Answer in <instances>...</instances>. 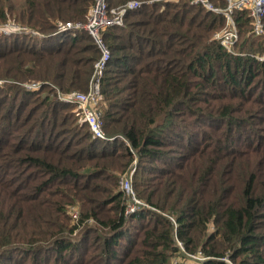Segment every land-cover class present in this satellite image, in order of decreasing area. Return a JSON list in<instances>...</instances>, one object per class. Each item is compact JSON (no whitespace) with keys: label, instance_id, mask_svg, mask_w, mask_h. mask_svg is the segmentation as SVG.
Instances as JSON below:
<instances>
[{"label":"trees","instance_id":"trees-1","mask_svg":"<svg viewBox=\"0 0 264 264\" xmlns=\"http://www.w3.org/2000/svg\"><path fill=\"white\" fill-rule=\"evenodd\" d=\"M138 1L101 32V139L58 99L86 92L99 59L86 31L57 32L93 0H0V22L38 34L0 35V264H264V31L235 10L229 53L222 15ZM132 167L153 210L127 212Z\"/></svg>","mask_w":264,"mask_h":264},{"label":"built area","instance_id":"built-area-1","mask_svg":"<svg viewBox=\"0 0 264 264\" xmlns=\"http://www.w3.org/2000/svg\"><path fill=\"white\" fill-rule=\"evenodd\" d=\"M190 3L200 5L205 10L211 11L215 14H220L225 18V26L221 30L216 31L213 37L221 45V47L229 53H233V46L238 39V31L233 19V13L235 10L248 9L252 18L251 24L253 34L255 36L263 34L264 0H226V6L223 8L214 5L210 0H190ZM141 4L142 2L138 0H129L117 8L108 10L106 0H93L92 5L87 11V20L84 23L67 22L57 29L58 33L71 31L72 35H75V33L79 30L86 31L92 37L100 51L99 59L93 66V73L89 81L87 91H76L67 95H58L59 101L68 104H75L77 109L80 111L81 116L87 122L90 131L97 138H103L100 114L97 111V104L100 96V81L103 76L106 63L110 58V51L102 41L101 32L103 29L108 27L123 26V18L126 12L138 8ZM21 34L38 36L36 32L24 25L13 22H0V35L12 36ZM256 57L259 61H264L263 56ZM1 83L2 82L0 81V84ZM39 86L40 84L38 82L24 85L27 89H36ZM120 184L122 191H126L131 197H134V194H132L129 189L130 184L127 178H122ZM133 209L134 206L128 207L127 212L132 213ZM72 216L73 218H76V212L72 213ZM192 257L197 259L196 257L198 256ZM198 260L202 259L199 258ZM224 261L225 263L230 264L227 258H225Z\"/></svg>","mask_w":264,"mask_h":264},{"label":"rangeland","instance_id":"rangeland-1","mask_svg":"<svg viewBox=\"0 0 264 264\" xmlns=\"http://www.w3.org/2000/svg\"><path fill=\"white\" fill-rule=\"evenodd\" d=\"M124 19V18H123ZM4 22H9V21H4ZM13 23H16V22H13ZM17 24H19V23H17ZM20 25H22V24H20ZM123 25H124V21H123ZM25 26V25H24ZM27 27V26H26ZM29 28V27H28ZM261 56H263L264 57V55H261ZM1 82H2V80H0ZM2 84V83H1ZM99 98H100V96H99ZM98 103H99V101H98ZM70 105H74L75 106V104H73V103H69ZM76 107V106H75ZM97 107H98V104H97ZM97 111L99 112V110L97 109ZM133 168V170H134V167H132ZM132 173H133V171L127 176V175H124L123 176V178H127L128 180H129V189H130V191L132 192V194H134V197L132 196H130V194L129 193H127L126 191H123V193H124V196H127L126 198H127V201L129 202V205H128V207H133L134 206V209H133V212L134 211H136V210H138V209H142V208H149V209H151L150 208V206H148L146 203H144V202H141V201H137V199H136V196H135V193H134V189H133V187H132V182H131V175H132ZM122 179V178H121ZM121 181V180H120ZM119 189L120 190H122V188H121V184H120V182H119ZM138 203V204H137ZM137 204V205H136ZM151 210H153V209H151ZM74 212H76V216H78V214H77V210L76 209H74L73 210V213ZM132 212V211H131ZM73 217V216H72ZM180 245V244H179ZM195 260V258L194 257H191V258H187L186 260ZM177 261H180V258L179 257H176V258H173L172 259V264H175ZM230 264H233L231 261H228ZM227 264V263H226Z\"/></svg>","mask_w":264,"mask_h":264}]
</instances>
